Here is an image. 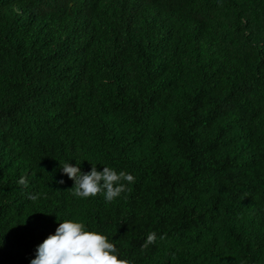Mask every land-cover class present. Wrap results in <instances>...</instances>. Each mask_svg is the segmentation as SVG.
<instances>
[{
  "label": "trees",
  "instance_id": "1",
  "mask_svg": "<svg viewBox=\"0 0 264 264\" xmlns=\"http://www.w3.org/2000/svg\"><path fill=\"white\" fill-rule=\"evenodd\" d=\"M76 159L135 180L78 197ZM58 214L130 264H264V0H0V264Z\"/></svg>",
  "mask_w": 264,
  "mask_h": 264
},
{
  "label": "clouds",
  "instance_id": "2",
  "mask_svg": "<svg viewBox=\"0 0 264 264\" xmlns=\"http://www.w3.org/2000/svg\"><path fill=\"white\" fill-rule=\"evenodd\" d=\"M61 170L74 180V194L82 198L100 193L105 200L112 201L135 180L131 172L118 171L107 164L98 170L92 163L91 169L84 171L78 160L62 164ZM19 183H25L24 179L21 178ZM57 218L60 222L55 231L36 245L35 255L29 264H130L103 231L90 229L79 219H63L59 214ZM155 239L156 234L149 232L145 244Z\"/></svg>",
  "mask_w": 264,
  "mask_h": 264
}]
</instances>
